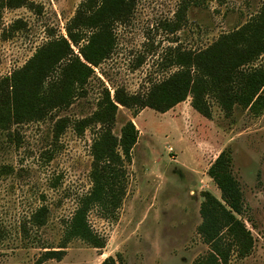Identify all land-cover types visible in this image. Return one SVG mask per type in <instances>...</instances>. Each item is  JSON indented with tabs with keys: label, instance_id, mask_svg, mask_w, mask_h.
Returning <instances> with one entry per match:
<instances>
[{
	"label": "rangeland",
	"instance_id": "1",
	"mask_svg": "<svg viewBox=\"0 0 264 264\" xmlns=\"http://www.w3.org/2000/svg\"><path fill=\"white\" fill-rule=\"evenodd\" d=\"M30 1L40 14L0 7V80L50 35L66 36L65 25L82 0ZM180 1L137 0L131 15L114 26L111 55L68 108L0 128V264H35L42 251L63 245L61 260L42 264H99L108 256L119 264H191L209 249L197 232L199 207L204 191L220 198L207 169L224 149L243 195L241 220L253 237L251 252L242 258L233 254L229 264H264V110L255 115L236 106L225 115L214 99H209V118L191 107L190 97L165 112L145 107L135 114L134 108L119 105L113 133L119 135L131 120L138 138L126 163L120 207L95 206L88 212L89 225L105 246L94 248L80 238L64 241L79 198L91 189L94 131L78 134L72 126L93 112L100 90L145 94L177 69L176 49L205 47L248 21L262 3L207 0L180 15ZM16 20L23 26L12 32ZM174 25L179 27L173 31ZM59 116L68 125L55 138ZM40 207L46 208L45 221L37 226L31 219Z\"/></svg>",
	"mask_w": 264,
	"mask_h": 264
},
{
	"label": "trees",
	"instance_id": "2",
	"mask_svg": "<svg viewBox=\"0 0 264 264\" xmlns=\"http://www.w3.org/2000/svg\"><path fill=\"white\" fill-rule=\"evenodd\" d=\"M137 0H82L65 25L66 36L53 34L19 68L0 80V128L6 123L43 119L52 111L68 108L83 91L94 69L112 53L115 45L114 26L124 22ZM207 0H181L176 14H184L190 5ZM0 7H26L35 14L41 8L30 0H0ZM16 20L10 25L15 32L23 25ZM174 25L172 30H177ZM76 48L77 52L73 49ZM264 0L248 21L220 34L203 48L176 49L173 65L177 67L165 79L152 84L145 94H128L123 88L100 90L93 112L78 119L73 130L82 134L92 128L90 191L78 200L70 221L65 226L64 241L80 238L94 248L105 242L88 222V212L99 206L117 210L125 195L126 163L138 138V130L127 120L120 134L113 133L118 106L134 108V113L148 107L165 112L190 97L191 107L206 118L211 116L209 99L229 115L236 107L255 115L264 110ZM262 58V59H261ZM68 125L65 116L54 123L55 138ZM232 159L222 150L207 169L220 192L218 199L202 192L197 232L209 249L191 264H229L233 254L242 258L253 247L250 230L241 220L244 200L239 182L232 173ZM45 207L32 216L31 223L40 226L45 221ZM65 246L47 248L35 264L61 260ZM99 264H119L112 256Z\"/></svg>",
	"mask_w": 264,
	"mask_h": 264
}]
</instances>
